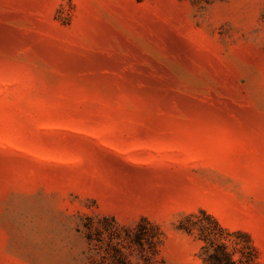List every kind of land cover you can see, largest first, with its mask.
Listing matches in <instances>:
<instances>
[{
  "label": "rangeland",
  "instance_id": "rangeland-1",
  "mask_svg": "<svg viewBox=\"0 0 264 264\" xmlns=\"http://www.w3.org/2000/svg\"><path fill=\"white\" fill-rule=\"evenodd\" d=\"M236 231L264 264V0H0V264L239 261Z\"/></svg>",
  "mask_w": 264,
  "mask_h": 264
},
{
  "label": "trees",
  "instance_id": "trees-1",
  "mask_svg": "<svg viewBox=\"0 0 264 264\" xmlns=\"http://www.w3.org/2000/svg\"><path fill=\"white\" fill-rule=\"evenodd\" d=\"M201 213L204 216H206L207 219L211 220V222L214 223L216 229L220 231L228 232V230L224 228L213 215L207 213L205 210H201ZM184 228L186 230H189V227H184ZM235 233L240 235L243 234L245 235V237H247V243L242 247L241 250V254H242L241 259L239 261L234 260L232 254L229 252L224 242L212 243L210 244V247L204 246L207 252V261L209 264H252L253 263V259H254L253 254H256V248L252 244L250 237L248 236V234L243 233L241 231H236ZM210 234L211 232L209 231V233H205V235L200 234V236L203 239H206L207 236H209Z\"/></svg>",
  "mask_w": 264,
  "mask_h": 264
}]
</instances>
